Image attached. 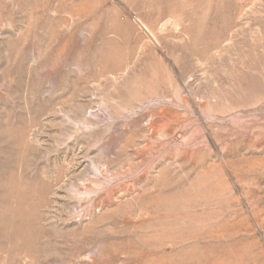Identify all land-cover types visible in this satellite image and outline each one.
Listing matches in <instances>:
<instances>
[{"label":"rangeland","instance_id":"374dc122","mask_svg":"<svg viewBox=\"0 0 264 264\" xmlns=\"http://www.w3.org/2000/svg\"><path fill=\"white\" fill-rule=\"evenodd\" d=\"M0 264H264V0H0Z\"/></svg>","mask_w":264,"mask_h":264},{"label":"bare ground","instance_id":"6f19581e","mask_svg":"<svg viewBox=\"0 0 264 264\" xmlns=\"http://www.w3.org/2000/svg\"><path fill=\"white\" fill-rule=\"evenodd\" d=\"M5 3V2H4ZM8 3V2H7Z\"/></svg>","mask_w":264,"mask_h":264}]
</instances>
